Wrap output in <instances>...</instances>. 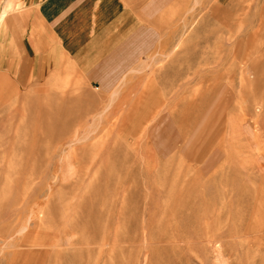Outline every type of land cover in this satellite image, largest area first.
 <instances>
[{"label":"rangeland","instance_id":"1","mask_svg":"<svg viewBox=\"0 0 264 264\" xmlns=\"http://www.w3.org/2000/svg\"><path fill=\"white\" fill-rule=\"evenodd\" d=\"M123 4L103 87L0 0V264H264V0Z\"/></svg>","mask_w":264,"mask_h":264},{"label":"crops","instance_id":"2","mask_svg":"<svg viewBox=\"0 0 264 264\" xmlns=\"http://www.w3.org/2000/svg\"><path fill=\"white\" fill-rule=\"evenodd\" d=\"M35 1L37 13L46 24L58 49L81 70L84 71V68L89 67L87 71L92 72L95 69L97 71L98 63H100V70L104 71L105 75L102 77L99 74L101 76L99 83L103 87H108L123 73L121 65L128 61L127 58L118 57L111 61L112 57L107 56L101 61L100 59L102 52H107L114 46V36L115 38L117 36V32H114L117 28L120 31L125 30L124 0ZM5 27L6 36L2 31L0 36V77L14 73L15 78L18 79L19 74L27 67L23 48L19 47L24 35H20V28L17 25L8 23ZM121 36L117 39L119 40ZM25 39H28L27 35ZM12 42L19 49L17 56H14ZM149 46L150 43L146 38L141 42L140 40L133 42V56L129 59L127 67H131L130 64L135 63L140 53H144ZM96 52L100 55H96ZM112 64H115V67L111 66ZM31 69L33 70V67Z\"/></svg>","mask_w":264,"mask_h":264},{"label":"bare ground","instance_id":"3","mask_svg":"<svg viewBox=\"0 0 264 264\" xmlns=\"http://www.w3.org/2000/svg\"><path fill=\"white\" fill-rule=\"evenodd\" d=\"M1 14H2V15H1L0 18L3 19V17H4V15H3V14H4V11H3ZM178 94H179V93H178Z\"/></svg>","mask_w":264,"mask_h":264}]
</instances>
